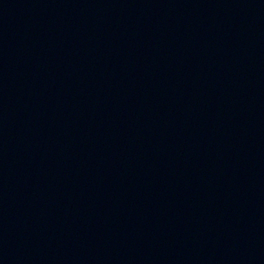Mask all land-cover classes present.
Here are the masks:
<instances>
[{"label":"water","instance_id":"obj_1","mask_svg":"<svg viewBox=\"0 0 264 264\" xmlns=\"http://www.w3.org/2000/svg\"><path fill=\"white\" fill-rule=\"evenodd\" d=\"M16 0H0V12Z\"/></svg>","mask_w":264,"mask_h":264}]
</instances>
